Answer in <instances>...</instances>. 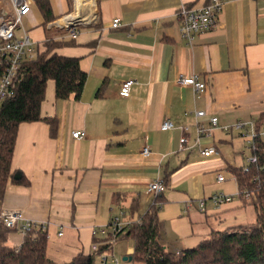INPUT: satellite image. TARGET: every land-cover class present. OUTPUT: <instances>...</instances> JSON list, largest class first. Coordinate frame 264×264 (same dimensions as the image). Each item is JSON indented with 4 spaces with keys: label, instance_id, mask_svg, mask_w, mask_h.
<instances>
[{
    "label": "crops",
    "instance_id": "1",
    "mask_svg": "<svg viewBox=\"0 0 264 264\" xmlns=\"http://www.w3.org/2000/svg\"><path fill=\"white\" fill-rule=\"evenodd\" d=\"M208 1L95 0L96 20L79 28L72 45L57 49L79 58L86 72L81 96L56 98L54 82L47 81L40 111L56 117L55 135L44 121L18 125L11 168L25 182H8L0 199V207L47 223V253H87L93 242L104 239L94 235V229L114 217L123 226L131 225L152 203L163 222L168 212L173 224L178 222L172 240L162 234V243L176 248L172 251L190 247L213 229L247 221V206H241L239 198L204 211L197 208V200L218 192L215 182L232 180L237 186L228 170L237 166L232 153L236 139L249 152L247 136L219 126L264 115V0H225L217 26L185 43L176 10ZM1 11L0 6V16ZM113 18L119 19L118 27H111ZM39 26L42 39V25L29 29V35L40 33ZM37 37L31 38L39 45ZM180 74H197L206 89L196 94L191 86L178 84ZM125 79L135 83L122 97L118 90ZM197 109L206 113L199 118L204 125L212 115L218 125L199 143L193 114ZM165 119L172 121L171 129L160 128ZM72 130L84 131L85 137H72ZM182 135L186 142L181 146ZM145 142L146 156L141 152ZM207 145L215 153L199 152ZM217 173L224 180L218 181ZM166 174L163 193L145 192L150 181L157 176L163 180ZM22 239L9 229V245L18 246Z\"/></svg>",
    "mask_w": 264,
    "mask_h": 264
},
{
    "label": "trees",
    "instance_id": "2",
    "mask_svg": "<svg viewBox=\"0 0 264 264\" xmlns=\"http://www.w3.org/2000/svg\"><path fill=\"white\" fill-rule=\"evenodd\" d=\"M42 14L40 24L54 20L49 0H33ZM70 0H66V9ZM74 43L72 38L53 40L46 37L44 51L37 47L33 59L21 65L20 80L16 83L14 95L0 107V199L8 182H25L21 175L15 177L11 159L18 125L22 122L44 121L50 135H55L57 119L43 116L40 111L45 98L46 83L54 82L56 98H68L71 94L79 99L84 88L86 72L79 65V58L57 52V49ZM1 70V67H0ZM101 87V86H100ZM100 88L98 89L99 93ZM264 123V115L254 119L255 136L249 153L256 161L244 168L230 166L238 190H245L248 196L240 194L241 206H252L255 219L213 229L195 245L179 251H172L162 243L163 220L158 216V206H151L131 225L116 233L120 238H130L134 246L130 260L140 264H264V138L257 134ZM168 174L163 178L165 183ZM9 229L0 225V264H99L95 252H78L67 261L58 262L47 253L46 231L33 229L23 235L18 246L7 243ZM111 250V242L99 244V251ZM127 256V257H128Z\"/></svg>",
    "mask_w": 264,
    "mask_h": 264
},
{
    "label": "built area",
    "instance_id": "3",
    "mask_svg": "<svg viewBox=\"0 0 264 264\" xmlns=\"http://www.w3.org/2000/svg\"><path fill=\"white\" fill-rule=\"evenodd\" d=\"M74 1L76 3V0ZM8 2L13 13L12 16L8 17L10 10L6 11L3 9L0 16V107L6 99L14 95L16 83L21 77V65L25 61L31 60L35 57L38 47L37 43L29 35V31H26L22 24L23 17L27 16L31 11L33 0H8ZM224 2L225 0H209L201 6H188L182 4L178 7L176 10L178 32L185 43L191 44L198 34L217 26L218 15ZM94 16L95 14L93 13L92 17ZM79 19L67 21L60 19L55 22L63 31L62 38L67 37L74 39L76 37L79 30L77 28L80 23ZM19 25H21V28ZM119 25V19L113 18L111 21V27H118ZM15 30H19V33L17 34ZM134 83V79L123 80L119 86V95L122 97L128 96ZM177 83L180 85L191 86L196 94L207 87L206 82L202 81L197 74H180L177 77ZM193 114L195 116L194 125L197 133L195 141L199 143V139L202 135H210L212 129L218 126L217 117L213 115L209 116V124L206 126L199 119L206 114L204 110L197 109ZM172 127L173 123L168 119L163 120L160 125L161 129H171ZM219 127L225 131L235 130L244 134L247 136L248 149L252 146V140L255 136L254 119L248 121L238 120L231 125H223ZM181 130L185 132V127H181ZM257 134L259 137L264 138V123L259 128ZM71 136L77 139H82L85 137V132L82 130H72ZM185 142L186 137L182 135L180 137L181 146ZM141 152L144 156L149 154V147L146 142L144 143ZM199 152L202 155H208L215 153V149L212 145H207L200 147ZM245 161L244 168H246L247 164L255 162L256 157L249 153L245 157ZM216 178L218 181L224 180L222 173H217ZM165 189L166 185L162 178L157 176L147 184L145 192L156 195L163 193ZM240 194L248 196V192L245 190H238L235 193H226L223 191L215 192L208 198H199L197 200V206L199 210L204 211L206 202L210 201L215 208H218L219 206L234 200ZM0 225L7 229L15 230L23 236L26 232L33 229L46 231L47 223L27 218L20 210L0 207ZM122 227V222L117 217H114L106 226L98 227L92 231L94 235L104 238L98 242H93L90 246V250L95 252V257L99 264L123 263L121 258L114 256L110 251H99V244L112 242L116 237V233L121 230ZM58 234H61V231H59Z\"/></svg>",
    "mask_w": 264,
    "mask_h": 264
},
{
    "label": "rangeland",
    "instance_id": "4",
    "mask_svg": "<svg viewBox=\"0 0 264 264\" xmlns=\"http://www.w3.org/2000/svg\"><path fill=\"white\" fill-rule=\"evenodd\" d=\"M7 1L6 0H0V6L3 10H6V11L10 10L8 17H11L13 13H12L11 7L7 3ZM50 2H51V7L53 10V13L55 14L54 20L46 23L45 25L40 24V22L42 21V14H41V11L36 6V4H34V3L31 5V11L29 12V14L27 16L23 17V19H22V24H23L24 28L26 29V31H29V29H30V31H34V29L36 28L35 25H37V26L42 25V27L44 28L46 35L42 39H41V36L43 35V32H41L42 28L40 26L39 27L41 30L39 29V27L37 28V29H39L40 33H36V31L30 32V35L33 39H35L36 35L38 36L36 39H38V40L41 39V41L38 42L39 43L38 46H39L40 51H44V49H45L43 43H44V40L46 37H51L53 40H56V39L66 40V39H68V38H61V36L63 35V31L58 27V25L55 22L60 20V19H63L66 16H75L77 14L76 3L74 0H70V5H69V7H67V9H66V0H50ZM92 10H93L92 14L93 13L95 14L96 8L94 5V0L92 2ZM92 14H91V16H88L87 19L80 20V23L78 24L79 26L77 28L79 29V28L85 27L88 23H93L96 20V16L92 17ZM20 26L21 25H19V27ZM19 27H18V29H19ZM15 31L17 34L19 33V30L18 31L15 30ZM236 140L234 141V150H232V153H234V154L236 153L235 162H236L237 166H239V165H241V163L246 162L244 156H245V154H248L249 152L244 147L245 143L241 139L238 138V140L237 141ZM235 150H237V151H235ZM238 150H240V151H238ZM242 150L245 151V154H241ZM224 153L227 154L228 151H225ZM230 153H231V151H230ZM225 173H226L227 177H230V175L226 171H225ZM214 186H216V188L218 189V192L219 191L225 192V191H228L231 187H237L234 185L232 180L229 181L227 184L226 183L220 184V183L215 182ZM236 198H238V197H236ZM211 205H212L211 202L208 201L206 203L205 208L210 209V208H212ZM197 208H198V206H197ZM253 211L254 210H253L252 206L248 205L247 206L248 215L246 216L245 220L252 221L255 219V213ZM170 216H172V213H169V212L166 213V215L164 216V218H166L163 222V225L165 226V228L162 231V234H165L166 238L169 241L174 238L173 233H174V230L176 227L175 223H178L176 221L173 224L172 217H170ZM215 228H220V227H215ZM198 240L194 241L193 243H189L188 246L195 245L198 242ZM133 246H134V243H133L132 239H130V238H118V239H115L111 242V250H109V251L111 253H113L114 256H116L118 258H122L123 256H128L127 250L129 248H133ZM168 248L171 250L176 249L172 245H169ZM48 253H49V256L51 258H53L55 261H58V262L67 261L71 258V257H69L70 253H68V252L62 253L61 255H56V256H54L51 253V251H49ZM125 262L126 261H123L122 264H125ZM131 264H140V263L133 262Z\"/></svg>",
    "mask_w": 264,
    "mask_h": 264
},
{
    "label": "bare ground",
    "instance_id": "5",
    "mask_svg": "<svg viewBox=\"0 0 264 264\" xmlns=\"http://www.w3.org/2000/svg\"><path fill=\"white\" fill-rule=\"evenodd\" d=\"M77 14L75 16H66L63 21L79 19L85 20L92 14V2L91 0H76Z\"/></svg>",
    "mask_w": 264,
    "mask_h": 264
},
{
    "label": "water",
    "instance_id": "6",
    "mask_svg": "<svg viewBox=\"0 0 264 264\" xmlns=\"http://www.w3.org/2000/svg\"><path fill=\"white\" fill-rule=\"evenodd\" d=\"M127 259L130 260V259H131V256H128V257H127V256H123V257H122V260H123V261H126Z\"/></svg>",
    "mask_w": 264,
    "mask_h": 264
}]
</instances>
